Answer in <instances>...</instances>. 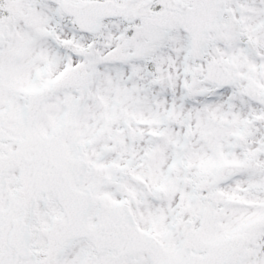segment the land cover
Returning a JSON list of instances; mask_svg holds the SVG:
<instances>
[{
  "label": "snow or ice",
  "instance_id": "snow-or-ice-1",
  "mask_svg": "<svg viewBox=\"0 0 264 264\" xmlns=\"http://www.w3.org/2000/svg\"><path fill=\"white\" fill-rule=\"evenodd\" d=\"M0 264H264V0H0Z\"/></svg>",
  "mask_w": 264,
  "mask_h": 264
}]
</instances>
